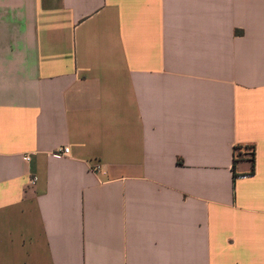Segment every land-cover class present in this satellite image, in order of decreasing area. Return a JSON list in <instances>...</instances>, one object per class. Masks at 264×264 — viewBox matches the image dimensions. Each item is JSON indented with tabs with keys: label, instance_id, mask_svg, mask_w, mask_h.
<instances>
[{
	"label": "crops",
	"instance_id": "1",
	"mask_svg": "<svg viewBox=\"0 0 264 264\" xmlns=\"http://www.w3.org/2000/svg\"><path fill=\"white\" fill-rule=\"evenodd\" d=\"M0 264H264V0H0Z\"/></svg>",
	"mask_w": 264,
	"mask_h": 264
},
{
	"label": "trees",
	"instance_id": "2",
	"mask_svg": "<svg viewBox=\"0 0 264 264\" xmlns=\"http://www.w3.org/2000/svg\"><path fill=\"white\" fill-rule=\"evenodd\" d=\"M238 150H242V148H236V152H235V163L239 160V159H241V158H244L245 156H244V153L245 154H247V151H249V150H252V161H253V163H254V167H253V170H252V173H254V171H255V148L254 147H247V148H245V152L244 153H242L241 151H238ZM234 167H235V165H234Z\"/></svg>",
	"mask_w": 264,
	"mask_h": 264
},
{
	"label": "built area",
	"instance_id": "3",
	"mask_svg": "<svg viewBox=\"0 0 264 264\" xmlns=\"http://www.w3.org/2000/svg\"><path fill=\"white\" fill-rule=\"evenodd\" d=\"M70 154V149L69 148H64L62 150H60L59 152L56 153L57 157H65L68 156ZM27 161H30V157H26ZM98 168V167H97Z\"/></svg>",
	"mask_w": 264,
	"mask_h": 264
}]
</instances>
